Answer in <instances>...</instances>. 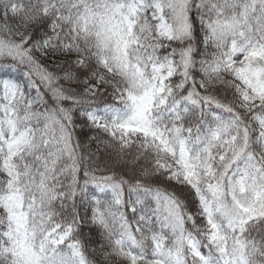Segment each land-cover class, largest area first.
<instances>
[{
  "label": "snow or ice",
  "instance_id": "6c2138e0",
  "mask_svg": "<svg viewBox=\"0 0 264 264\" xmlns=\"http://www.w3.org/2000/svg\"><path fill=\"white\" fill-rule=\"evenodd\" d=\"M0 264H264V0H0Z\"/></svg>",
  "mask_w": 264,
  "mask_h": 264
}]
</instances>
